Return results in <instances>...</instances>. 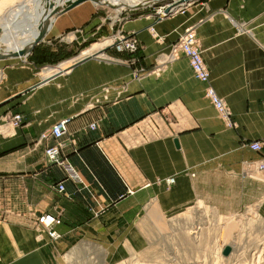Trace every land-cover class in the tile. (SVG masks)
<instances>
[{
  "label": "crops",
  "instance_id": "0c3cea01",
  "mask_svg": "<svg viewBox=\"0 0 264 264\" xmlns=\"http://www.w3.org/2000/svg\"><path fill=\"white\" fill-rule=\"evenodd\" d=\"M87 3L59 13L28 56L0 59V259L11 260L41 212L61 216L57 251L78 235L102 237L145 203L164 213L194 201L221 212L253 206L264 220V170L255 169L264 159V0H197L157 22L150 12L123 25L138 40L134 54L107 46L111 59L87 57L43 76L100 32ZM188 27L234 127L204 97L186 58L167 59ZM62 118L60 151L77 178L44 154L53 139L42 134ZM255 140L259 151L248 147ZM39 241L47 253L51 240Z\"/></svg>",
  "mask_w": 264,
  "mask_h": 264
},
{
  "label": "rangeland",
  "instance_id": "374dc122",
  "mask_svg": "<svg viewBox=\"0 0 264 264\" xmlns=\"http://www.w3.org/2000/svg\"><path fill=\"white\" fill-rule=\"evenodd\" d=\"M32 1L0 0V23L10 19L11 11L19 5H30ZM196 1L189 0L187 4ZM87 2L94 11V17L102 24L100 32L81 46L76 45L70 56L58 58L53 66L71 58L69 65L82 60L85 57L80 55L82 51L88 48L95 50V44L100 45L97 50L105 54L103 50L113 43L114 32L122 30L123 34L130 35L123 29L127 21L150 16L155 8L172 0L144 2L137 6L123 4L122 9L107 4L95 5L90 0ZM92 56L89 57L102 61L96 55ZM105 57L111 59L107 55ZM33 229L28 236L21 233L22 244L12 251L11 260L0 259V264H264V220L253 206L221 212L213 206L194 201L177 212L164 213L158 207H149L145 203L137 217L120 219L118 225L102 237L78 235L59 251L54 240L50 239L45 245L47 253L42 252V243H39L45 237L44 230ZM225 244L230 250L222 255L221 249Z\"/></svg>",
  "mask_w": 264,
  "mask_h": 264
},
{
  "label": "built area",
  "instance_id": "2783aa9c",
  "mask_svg": "<svg viewBox=\"0 0 264 264\" xmlns=\"http://www.w3.org/2000/svg\"><path fill=\"white\" fill-rule=\"evenodd\" d=\"M187 5L188 4L180 5L178 0H172V2L165 3L155 8L153 19L157 22L167 16H171L176 13H182ZM167 7L170 9L169 12L166 13L165 10ZM119 19L121 20V18ZM150 31L153 34L154 29L152 24ZM122 32V30L114 32V39L111 46L117 52H128L130 54H134L138 49L137 38L132 34H123ZM178 55H182L186 58L193 77L203 84V95L216 111L223 124L227 128L234 127L235 123L227 106L224 104V101L215 93L209 82L208 69L201 57L200 49L195 42V38L190 27L186 28L171 44L167 59H175ZM134 60L135 58H130L129 63H134ZM21 120L22 115L20 113H14L9 117L10 124L14 127H18L21 123ZM67 124L68 118H62L54 123L48 132L42 134L43 138L49 136L53 139V143L46 146L44 154L50 163L62 166L67 172L68 176L77 178L76 172L74 171L72 165L68 163L65 158H63L60 151L62 144L60 143L59 139L67 131ZM91 127H94V124H92ZM248 147L253 151H259L261 149V143L258 140L251 141L248 143ZM256 165V170H264V159H260ZM165 181L168 185H172L173 178L169 177ZM57 189L59 191H63L64 185L61 182L58 183ZM59 224H61L60 214L41 212L36 215L32 225L33 227L42 228L49 239L57 240L61 236L60 233L55 229Z\"/></svg>",
  "mask_w": 264,
  "mask_h": 264
},
{
  "label": "bare ground",
  "instance_id": "6f19581e",
  "mask_svg": "<svg viewBox=\"0 0 264 264\" xmlns=\"http://www.w3.org/2000/svg\"><path fill=\"white\" fill-rule=\"evenodd\" d=\"M65 1L66 0H33L32 4L29 5L23 3L19 5L16 10H14L13 12L11 11L10 19L8 18L4 22L0 23V30H1L0 52L7 53V52L19 50L24 47H29L33 43L36 35L40 31V27L45 21L49 23L47 27V31L51 28L56 16L58 15L53 13L54 12L53 9L56 8L58 11H60L63 5L65 4ZM90 1L95 5L107 4V5H111V7L113 6L117 9H122V7L124 6L123 4H127L129 6H137V5H141L144 2H153L158 0H93V1L90 0ZM120 1L124 3H120ZM187 3H189V0H182L179 2L180 5L182 4L185 5ZM18 33L20 34V37L17 36ZM109 41L111 42L110 39ZM94 46H96L95 50H91V48H88L82 51V54L80 55H84L85 57L87 56L89 57L92 55H93L92 57H94L96 55L95 57L97 58L106 56L104 53H102V51L97 50L100 45L95 44L93 45V47ZM19 57H25V56H19ZM19 57H14V58H19ZM70 62L71 60L53 67L45 66L42 69L43 70L42 75L46 76L47 74L50 75L52 73L53 75H55L65 70Z\"/></svg>",
  "mask_w": 264,
  "mask_h": 264
},
{
  "label": "water",
  "instance_id": "95a60500",
  "mask_svg": "<svg viewBox=\"0 0 264 264\" xmlns=\"http://www.w3.org/2000/svg\"><path fill=\"white\" fill-rule=\"evenodd\" d=\"M84 1H87V0H66L65 4L63 5L61 10L58 11L55 8V9H53V11H54L53 13L59 14L61 12L67 11V10L71 9L72 7L78 5L79 3H82ZM159 1H161V0H159ZM169 9L170 8L167 7L165 12L166 13L169 12ZM48 25H49V23L47 21H45L42 24V26L40 27V31L38 32V34L36 35L33 43L29 47H24V48H21L19 50L12 51V52H7V53H1L0 52V59L14 58V57H19V56H28L30 53H32V51L34 50L36 45H38L40 42L43 41L44 36L46 35V32H47ZM103 51H105V49ZM174 142H175V140H174ZM229 250H230L229 245L225 244V245H223V247L221 249V254L222 255H226V254H228Z\"/></svg>",
  "mask_w": 264,
  "mask_h": 264
},
{
  "label": "trees",
  "instance_id": "16d2710c",
  "mask_svg": "<svg viewBox=\"0 0 264 264\" xmlns=\"http://www.w3.org/2000/svg\"><path fill=\"white\" fill-rule=\"evenodd\" d=\"M39 62V61H38Z\"/></svg>",
  "mask_w": 264,
  "mask_h": 264
}]
</instances>
